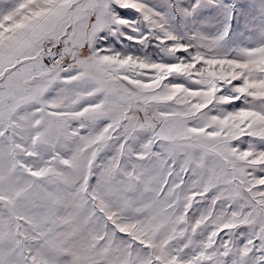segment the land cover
Wrapping results in <instances>:
<instances>
[{
	"label": "snow or ice",
	"instance_id": "snow-or-ice-1",
	"mask_svg": "<svg viewBox=\"0 0 264 264\" xmlns=\"http://www.w3.org/2000/svg\"><path fill=\"white\" fill-rule=\"evenodd\" d=\"M163 7L0 0V264H264V24ZM135 23L170 62L104 43Z\"/></svg>",
	"mask_w": 264,
	"mask_h": 264
},
{
	"label": "rangeland",
	"instance_id": "rangeland-1",
	"mask_svg": "<svg viewBox=\"0 0 264 264\" xmlns=\"http://www.w3.org/2000/svg\"><path fill=\"white\" fill-rule=\"evenodd\" d=\"M150 6H154L157 10L164 11L163 0H145ZM229 0H225L228 3ZM236 9L233 12L232 30L227 37L226 48L235 49L243 46L250 40L257 37L259 27L264 24V17H261L259 9L264 6V0H235ZM119 15L123 18L135 22L138 21V14L132 10H118ZM139 31L133 33L129 28L121 29L115 36H106L105 44L111 45L117 51L132 53L134 55H142L151 60H161L163 62H170L169 58L157 46L154 38H150L145 44H137L134 41L127 40V35L143 36L147 29L142 23L133 24ZM173 27L180 35L191 34L194 30H199L206 35H212L217 30L218 25L211 20L202 21L197 18L195 23L182 25L178 18L174 22ZM124 34L121 35L120 33ZM101 35H106L101 33ZM250 46V45H249Z\"/></svg>",
	"mask_w": 264,
	"mask_h": 264
}]
</instances>
